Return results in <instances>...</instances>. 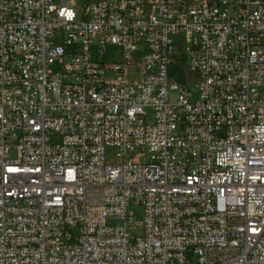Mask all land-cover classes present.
<instances>
[{
  "label": "built area",
  "instance_id": "built-area-1",
  "mask_svg": "<svg viewBox=\"0 0 264 264\" xmlns=\"http://www.w3.org/2000/svg\"><path fill=\"white\" fill-rule=\"evenodd\" d=\"M83 2L0 0V264H264V0Z\"/></svg>",
  "mask_w": 264,
  "mask_h": 264
},
{
  "label": "rangeland",
  "instance_id": "rangeland-1",
  "mask_svg": "<svg viewBox=\"0 0 264 264\" xmlns=\"http://www.w3.org/2000/svg\"><path fill=\"white\" fill-rule=\"evenodd\" d=\"M83 7H84V2L83 0H76V5H75V9L77 11V13L79 14V17L81 16V13H82V10H83ZM176 39L178 40H181L182 42H188V38L187 37H176ZM51 69L53 70H58L60 65L59 64H52L51 66ZM131 80H134L135 77L134 76H131L130 77ZM146 115H147V121L151 122L153 120V115H154V111L152 108H146ZM116 157H115V151L113 149H109L107 150L106 152V160L107 162H115L116 161Z\"/></svg>",
  "mask_w": 264,
  "mask_h": 264
}]
</instances>
